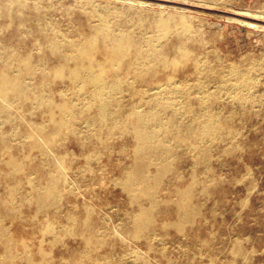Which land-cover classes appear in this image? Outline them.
Returning <instances> with one entry per match:
<instances>
[{
  "label": "rangeland",
  "instance_id": "374dc122",
  "mask_svg": "<svg viewBox=\"0 0 264 264\" xmlns=\"http://www.w3.org/2000/svg\"><path fill=\"white\" fill-rule=\"evenodd\" d=\"M159 13L179 17L197 32L192 36V47H187L193 50L190 59L201 60L207 67L194 78H197L202 93L210 94L206 100L207 106L215 108L213 110H217L219 117L223 119V128L217 132L220 139L209 142L208 171H205L203 165L195 167L192 156L187 153V147L193 139L183 145L172 143V171L164 176L158 190V197L168 200L178 188L194 184L193 203L200 210L197 217L201 218L196 217L192 224L178 231L171 225L174 221V208L170 205L161 207L160 212L155 213L158 221L151 227L149 235L155 234L157 238L154 236L153 240L146 242L145 239L133 240L124 235L123 229L130 226L127 216L136 212L137 208L130 206L117 181L119 177H124L126 170L132 165L133 139L119 134L110 137L109 125L100 127L103 129L97 126L89 128L81 120L78 122L80 131L77 135L68 134L66 139L63 135H57L53 144L43 146L45 155L38 150L31 151L30 160L25 163L19 176L12 178L6 171L1 173L0 213L7 199L5 188L13 185L17 193L16 201L20 202L33 185L45 182L44 173L49 170L46 162L61 163V201L51 209L53 211H49V218L54 219L56 228L59 229V225L66 222L68 212L75 211L74 217L80 222L85 217L84 209L96 210V217L92 215L91 219L110 230L104 245L107 254L104 255L102 264H264V28H250L241 23L247 21L264 26V0H0V72L18 74L14 65L6 61L12 57H28L39 68L36 71L22 69L18 76L28 72V78L23 82L45 88V69L56 62L49 56L44 42L52 31L71 35L79 33L88 40L94 32L93 26L104 19L117 31L139 34L142 25L151 26L152 19ZM168 37V45L178 40L174 32ZM169 57H172L171 53ZM180 59L183 64L191 63H188L187 56L181 55ZM233 66L243 70L250 82L238 94L232 88L219 89L221 78L226 80ZM191 69L179 68L177 79L183 80L186 71L190 73L193 71ZM150 80L122 84L124 86L120 98L123 106L125 105L122 117L130 112L133 104L140 105L144 99L149 98L152 86ZM131 86L136 90L143 89V94L131 96L128 92ZM55 89H52V93L58 100ZM214 91L217 92V97ZM237 95L243 98L241 103ZM27 96L32 95L28 92ZM201 96L202 94L189 93L176 94L175 98L179 101L180 108L181 105L189 104L193 110H197ZM0 103L7 105L14 123L21 130H33L35 125L47 126L41 110L33 111L36 113L31 115L30 107L34 103L32 100H23L19 105H10L1 100ZM94 113L95 109H90L84 118ZM185 119L186 117L183 118ZM10 127V123L0 122V132H8ZM37 138L40 141V137ZM6 144L11 155L20 157L19 159H23L29 151V144L25 140L12 142L8 137ZM95 151L100 155H92ZM1 158L0 154V160ZM31 170L36 172L28 180L25 174ZM154 171L155 166L150 165L148 172ZM20 214L22 218L14 219L12 224L10 220L6 221V225L10 226L12 239L22 240L30 245V242L33 244L43 236L48 238L40 227V223L44 222V215L37 214L34 206L24 204ZM159 227H163V232ZM239 248L242 251L238 252Z\"/></svg>",
  "mask_w": 264,
  "mask_h": 264
},
{
  "label": "bare ground",
  "instance_id": "6f19581e",
  "mask_svg": "<svg viewBox=\"0 0 264 264\" xmlns=\"http://www.w3.org/2000/svg\"><path fill=\"white\" fill-rule=\"evenodd\" d=\"M128 1L134 2L135 0ZM241 23L250 28H264V26L247 21H241ZM93 29L94 32L88 40L82 38L79 33L71 35L56 31H52V34L44 39L49 56L56 60L52 66L45 69L43 76L44 82H46L45 88L23 82L28 78V72L18 76L22 69L36 71L39 68L38 65H33L28 57H12L9 61H6L14 65L18 74L10 75L0 72V100L4 103H10V105H19L23 100L34 101L30 107L31 115L36 113L33 111L41 110L47 126L35 125L33 130H21L14 123L7 105L0 103V122L4 121L11 124L8 132H0V154L2 155L0 175L3 171H6L12 178L19 176L25 168V163L30 160L31 151L38 150L42 155H45L43 146L53 144L57 135H63L65 139L68 134L77 135L80 131L78 127L80 120L89 128L92 126L100 128L109 125L110 137L119 134L121 137L130 136L133 139L132 165L127 170L125 169V175L122 174L124 177H119L118 181L115 180L121 186L122 192H125L130 206L137 208L136 212L127 216L130 226L123 229V234L133 240L145 239L148 242L156 237L155 234L150 236L149 231L152 226L157 224L158 220L155 218V213L161 207L173 205L174 214L172 216L174 221L171 222V225L178 231L186 225L192 224L200 213L198 206L193 203L194 184L183 189L178 188L171 199L166 200L158 197L159 186L164 176L172 171L171 161L174 156V145L172 143L183 145L189 139H193L187 147V153L192 156L195 167L203 165L205 171H208L209 142L220 139L221 136L219 137L217 132L223 128V119L221 120L216 112L217 110H213L215 108L212 109L207 106L206 100L210 97V94L202 93L201 88H199L196 77L206 70L207 65L196 58L191 61L193 50L187 47H192V36L197 32L193 31L183 19L159 13L152 19L151 26L142 25V31L139 34L117 31L104 19L94 25ZM172 32L177 35L178 40L168 45L166 39L169 38L168 36ZM169 53L172 54L171 58ZM181 55L187 56L188 63H191L189 65L183 64L180 59ZM189 67L193 71L190 73L186 71L183 80L180 78L181 81H179L177 79L179 68L185 70ZM229 72L226 80L223 77L221 78L219 89L228 90L232 88L238 94L250 85L243 70L241 71L233 66V69ZM194 76L196 77L194 78ZM150 79L152 80V86L149 89V98L144 99L140 105L133 104L130 107V112L124 111L128 113L122 117V110L125 106H123L120 98L124 86L122 84H133L138 81L149 82ZM53 88H57L55 90L58 100L55 99V95L52 93ZM191 90L194 91L190 92ZM28 92L32 96H27ZM128 92L131 96L142 95L143 89L136 90L131 86ZM189 93L202 94L197 110H193L189 104L179 107L180 103L176 100L175 95H189ZM216 93H214L215 96ZM237 97L241 103L243 98L239 95ZM90 109H95L94 115L84 118L85 113ZM223 111L225 112V109ZM185 117L186 119L183 120ZM37 136L40 137V141ZM8 137L12 142L20 140L28 142L29 151L23 159L11 155L6 144ZM117 151L119 150L117 149ZM98 154L100 155L99 152L95 151L92 155L97 156ZM189 158L191 159V157ZM46 163L49 165V170L44 173L45 182L33 185L27 196L22 198L20 202L16 201L17 193L16 188L12 187L13 185L5 188L7 199L1 208L2 213H0V264H102L104 255L107 254L104 245L107 243L110 230L106 228L107 226L104 227L103 224L101 225V223L91 219L96 210L84 209L85 217L80 222L74 217L75 211L73 213L68 212L66 222L59 225V229L56 228L57 224L53 221L54 219L49 218V211L57 207L61 201L60 191L63 175L61 173V163ZM150 165L155 166L153 173L148 172ZM89 171L92 170L89 169ZM35 172V170H31L25 174L28 180H31ZM107 173L109 172L107 171ZM23 180L21 179V181ZM116 186L118 187V185ZM165 193L167 194V192ZM90 195L93 196L92 193ZM24 204L34 206L37 214L44 215V222L40 223V227L42 228L41 232L46 236L48 235V238L43 236L33 244L30 242L31 246L25 241L12 239L9 233L10 226L6 225L7 220H10L12 224L14 219L22 218L20 209ZM64 217L62 216V218ZM162 228H160L161 231ZM37 230L39 229L37 228ZM147 244L149 245V243ZM239 251H242L241 248L238 249ZM121 264H124V262H121Z\"/></svg>",
  "mask_w": 264,
  "mask_h": 264
}]
</instances>
